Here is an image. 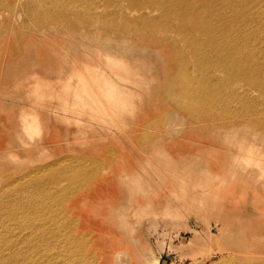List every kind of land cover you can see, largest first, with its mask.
Returning <instances> with one entry per match:
<instances>
[{
	"label": "rangeland",
	"instance_id": "374dc122",
	"mask_svg": "<svg viewBox=\"0 0 264 264\" xmlns=\"http://www.w3.org/2000/svg\"><path fill=\"white\" fill-rule=\"evenodd\" d=\"M57 1L67 6L70 14H83L86 20L91 18L83 0ZM17 4L13 8L0 7V193H9L12 199L23 204H8L2 218L7 217L9 207L20 214L30 205L29 201L37 203L29 200L35 183L39 184L35 194L49 197L47 203L51 208L46 212L47 222L44 224L43 215L36 216L46 228L53 226V219L62 218L55 206L57 200H72V206L76 207L77 200L88 195L87 203L78 205L70 214V218L76 220L75 228L85 231L82 235L85 258H98L97 264H116L117 261L118 264H134L129 250L118 248L121 251L117 254L116 248L110 245L114 237L110 212L122 207L124 175L139 173L143 185L151 184V190L157 193L148 200L149 203L159 201L157 213L148 210L145 200L128 207L126 218L140 251L146 252V257L149 253V262L152 264L153 257L158 260L157 264L216 261V264H228V259L218 258L214 243L211 249L204 246L185 253L177 251L180 240L189 239L191 233L184 228L177 229L176 217L169 214L170 209H176L181 214L177 218L180 224L193 220L191 215L181 213L183 199L168 196L177 182H181L175 179L180 176L170 169L172 166H182L184 175L193 176L199 165H207V171L214 175L224 174L216 173L217 160L225 159L220 141L214 144L210 132L202 133L203 128L210 126L208 116L214 110L216 113L222 110V106L217 105L220 95L215 91L211 95L201 86L192 93H183V85L194 83L198 78L191 52L183 57L188 64L187 77L182 78L180 73L166 75L167 61L161 53L146 52L134 60L95 55L98 49H93L89 42L100 46L98 42L85 38L87 42L61 24L50 23L49 29L30 24L31 19L36 18L37 7L32 0H21ZM135 64L145 70L149 86L135 85V81L126 79L127 68ZM38 86L51 88L53 96L45 98ZM118 95L128 100L132 97L133 104L129 106L128 100L119 101ZM251 96L254 94H248V98ZM208 98L211 99L204 101ZM232 106L240 108L236 102H232ZM127 109L134 113L129 114ZM156 135L162 137L155 140L158 146L150 149L137 145L139 136L146 139ZM210 144L217 147H208ZM161 150L164 154L159 161L164 171L154 172L148 163L151 154ZM109 172L112 178L100 180L102 173ZM205 172L197 176L202 184L213 180V176L205 178ZM235 202L242 204L239 199ZM72 227V223L67 224L68 229ZM263 238L259 236L261 244ZM65 245L62 241L59 244L62 250Z\"/></svg>",
	"mask_w": 264,
	"mask_h": 264
},
{
	"label": "bare ground",
	"instance_id": "6f19581e",
	"mask_svg": "<svg viewBox=\"0 0 264 264\" xmlns=\"http://www.w3.org/2000/svg\"><path fill=\"white\" fill-rule=\"evenodd\" d=\"M9 1L0 0V7L13 8L21 0ZM32 3L38 11L30 24L45 29L50 28V23L70 28L85 41L89 42L87 38L98 42L100 46L89 42L93 49H98L95 52L98 56L134 60L146 52L161 53L167 61L165 74L180 73L185 78L188 64L183 57L191 52L198 78L194 83L183 85V93H192L201 86L211 95L214 91L220 95L217 105H221L222 110L218 109L217 113L214 110V117L213 114L208 116L210 126L203 128L202 133L210 132L214 144L220 141L225 159L217 160L216 173H224V176L210 173L207 165L195 168L193 176L184 175L182 166L170 168L179 173L180 177L175 179L181 182H177L168 196L183 199L181 213L193 219L191 223L180 224L177 218L181 214L176 209L169 210V214L176 217L177 229L184 228L191 233L189 239H179L177 251L185 253L204 246L211 249L214 243L218 258L228 259V264H264V243L259 240V236H264V0H83L86 10L91 12L88 20L83 14H70L67 6L57 0H32ZM139 67L140 64L128 67L126 79L147 87L149 80L145 70ZM141 77L142 80H137ZM38 87L45 98L53 96L51 88ZM248 94L254 96L248 98ZM117 99L125 102L128 97L118 95ZM232 102L240 108L233 109ZM127 104H133L132 97ZM127 112L134 113L131 109ZM158 138L162 137L142 139L139 136L136 142L140 148L152 149L158 146L155 144ZM214 144L208 147H217ZM163 154L162 150L151 154L148 167L152 171H164L159 161ZM204 171L205 178L213 176L210 183L199 182L197 176ZM124 176L122 207L110 212L114 234L110 245L116 248L117 254L121 251L118 248L129 250L134 264H147L150 263L149 253L147 259L146 252L140 251L126 218L127 208L146 200L148 210L156 214L159 201L149 203L148 200L157 193L151 190V184L143 185L139 173ZM112 177L110 172L102 173L100 180ZM150 180L155 184L152 176ZM19 184L24 185L21 181ZM32 186L29 200L37 203L29 201L26 207L32 210L24 209L15 214V209L9 207L5 219L2 218L4 208L10 203L22 202L12 199L9 193H0V264H97L98 258H85L87 252L82 236L85 231L76 229V220L70 218L78 205L87 203L88 195L79 198L76 207L72 206V200H57L55 206L62 218L53 219V226L46 228V212L51 208L47 203L49 197L35 194L38 183ZM249 187L252 189L247 191ZM236 199L242 204H237ZM40 215L44 224L36 218ZM69 223L73 224L72 230L67 228ZM61 241L66 244L65 251L59 246ZM150 261L158 263L153 257Z\"/></svg>",
	"mask_w": 264,
	"mask_h": 264
}]
</instances>
